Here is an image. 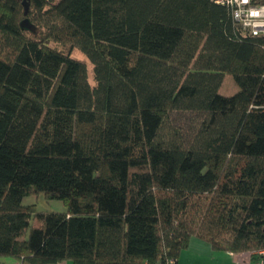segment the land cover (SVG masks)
<instances>
[{"label":"trees","instance_id":"trees-1","mask_svg":"<svg viewBox=\"0 0 264 264\" xmlns=\"http://www.w3.org/2000/svg\"><path fill=\"white\" fill-rule=\"evenodd\" d=\"M191 237L264 249V34L219 0H0V264H177Z\"/></svg>","mask_w":264,"mask_h":264},{"label":"crops","instance_id":"crops-1","mask_svg":"<svg viewBox=\"0 0 264 264\" xmlns=\"http://www.w3.org/2000/svg\"><path fill=\"white\" fill-rule=\"evenodd\" d=\"M5 263L19 264L11 259H5ZM52 264L73 263L64 261ZM177 264H263V262L254 251L235 252L215 249L210 242L198 237H191L188 246L180 252Z\"/></svg>","mask_w":264,"mask_h":264},{"label":"built area","instance_id":"built-area-1","mask_svg":"<svg viewBox=\"0 0 264 264\" xmlns=\"http://www.w3.org/2000/svg\"><path fill=\"white\" fill-rule=\"evenodd\" d=\"M232 9L234 21L252 35L264 34V0H219ZM262 258L264 249L256 252Z\"/></svg>","mask_w":264,"mask_h":264},{"label":"rangeland","instance_id":"rangeland-1","mask_svg":"<svg viewBox=\"0 0 264 264\" xmlns=\"http://www.w3.org/2000/svg\"><path fill=\"white\" fill-rule=\"evenodd\" d=\"M73 56L83 59L87 62V65L89 67L90 71V78L92 81V65L88 61V59L79 51V50H73ZM93 82V81H92ZM230 83L226 85V90L229 89ZM24 203L26 204H36V207L38 210L41 211H65L66 210V204L62 200L58 199H52L49 200L44 193H39L35 195H29L25 197Z\"/></svg>","mask_w":264,"mask_h":264}]
</instances>
